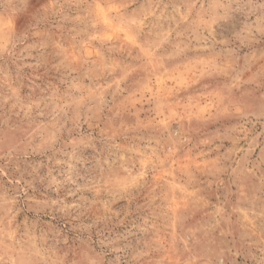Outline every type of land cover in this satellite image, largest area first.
<instances>
[{"label":"rangeland","instance_id":"1","mask_svg":"<svg viewBox=\"0 0 264 264\" xmlns=\"http://www.w3.org/2000/svg\"><path fill=\"white\" fill-rule=\"evenodd\" d=\"M0 264H264V0H0Z\"/></svg>","mask_w":264,"mask_h":264}]
</instances>
